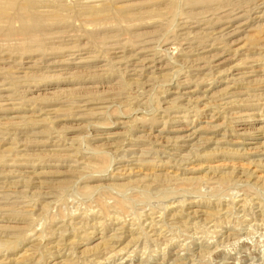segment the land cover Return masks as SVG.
<instances>
[{
  "label": "rangeland",
  "instance_id": "374dc122",
  "mask_svg": "<svg viewBox=\"0 0 264 264\" xmlns=\"http://www.w3.org/2000/svg\"><path fill=\"white\" fill-rule=\"evenodd\" d=\"M0 14V264H264V0Z\"/></svg>",
  "mask_w": 264,
  "mask_h": 264
},
{
  "label": "bare ground",
  "instance_id": "6f19581e",
  "mask_svg": "<svg viewBox=\"0 0 264 264\" xmlns=\"http://www.w3.org/2000/svg\"><path fill=\"white\" fill-rule=\"evenodd\" d=\"M0 17L3 18V20L5 19L3 16H1V14H0ZM0 22H1V21H0ZM90 70H91V69H90Z\"/></svg>",
  "mask_w": 264,
  "mask_h": 264
}]
</instances>
